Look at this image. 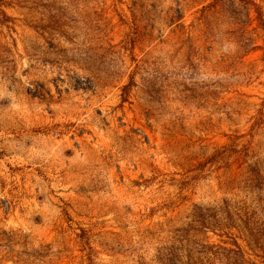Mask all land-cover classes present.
<instances>
[{
    "label": "rangeland",
    "instance_id": "374dc122",
    "mask_svg": "<svg viewBox=\"0 0 264 264\" xmlns=\"http://www.w3.org/2000/svg\"><path fill=\"white\" fill-rule=\"evenodd\" d=\"M263 46L264 0H0V264H264Z\"/></svg>",
    "mask_w": 264,
    "mask_h": 264
},
{
    "label": "trees",
    "instance_id": "16d2710c",
    "mask_svg": "<svg viewBox=\"0 0 264 264\" xmlns=\"http://www.w3.org/2000/svg\"><path fill=\"white\" fill-rule=\"evenodd\" d=\"M264 50V46H263ZM249 241V240H248ZM208 244L204 245L206 246L205 249H202L200 251V254H202L201 257L193 256L191 254V250L188 249L184 254L179 252L174 247H166L164 251H158V259L160 264H209V261L216 255H220L223 253L226 254V264H245L248 263V261L243 257V253L240 249H238V245L236 246V249L234 248H223L220 246H215L212 249V247L207 246ZM209 248V249H208ZM208 251V252H207ZM204 254H206V258L204 259ZM216 258H219L216 256Z\"/></svg>",
    "mask_w": 264,
    "mask_h": 264
}]
</instances>
